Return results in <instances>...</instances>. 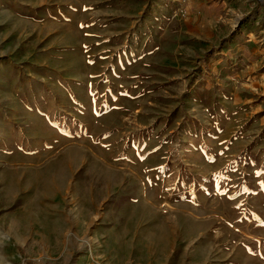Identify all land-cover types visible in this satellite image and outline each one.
<instances>
[{
  "label": "rangeland",
  "instance_id": "1",
  "mask_svg": "<svg viewBox=\"0 0 264 264\" xmlns=\"http://www.w3.org/2000/svg\"><path fill=\"white\" fill-rule=\"evenodd\" d=\"M93 63L87 151L0 160V264H264V0H0V138L17 91L82 111Z\"/></svg>",
  "mask_w": 264,
  "mask_h": 264
},
{
  "label": "crops",
  "instance_id": "2",
  "mask_svg": "<svg viewBox=\"0 0 264 264\" xmlns=\"http://www.w3.org/2000/svg\"><path fill=\"white\" fill-rule=\"evenodd\" d=\"M9 13H16L9 11ZM30 65L33 67H41L40 63L33 62ZM89 75L91 79L98 80V84H103L104 89L93 92V96H87L85 100L77 99L76 102L81 105L82 111L76 112L72 105L62 103L60 106H55V96L51 92H34L17 91L9 99L12 107L17 113H21L26 117H30L33 123L23 130L21 127L17 131L15 123H8L7 138H0V147L7 145L4 149H0V160L8 162L29 163L35 165L47 160H64L73 161L77 156H81L89 146L87 139H77L75 126L70 122H78L81 128L87 127L93 117L102 118L110 112L111 104L107 98L111 97V90L107 84V74L110 71V63L108 67H104L103 73L94 69V63L90 65ZM55 72H60L55 67H50ZM39 73L35 68L32 70ZM40 74V73H39ZM43 81V79H39ZM44 82V81H43ZM63 98H72L70 91H64L61 94ZM59 96V95H58ZM51 107V110L48 109ZM55 108H57L55 110ZM89 109L92 111L88 112ZM97 115V116H96ZM90 125V124H89ZM4 125L0 124V130H5ZM91 126V125H90ZM110 134L103 132L96 145L109 152L110 141L106 142V137ZM88 136V134H86ZM103 138V139H102ZM91 142V141H89ZM125 208V207H123ZM120 208V210H124ZM117 227L107 226L104 230L98 232L101 238H110L115 235ZM119 234L126 235L123 227ZM99 240V239H98ZM261 257V255H260Z\"/></svg>",
  "mask_w": 264,
  "mask_h": 264
},
{
  "label": "trees",
  "instance_id": "3",
  "mask_svg": "<svg viewBox=\"0 0 264 264\" xmlns=\"http://www.w3.org/2000/svg\"><path fill=\"white\" fill-rule=\"evenodd\" d=\"M213 50H210L209 53H211Z\"/></svg>",
  "mask_w": 264,
  "mask_h": 264
}]
</instances>
